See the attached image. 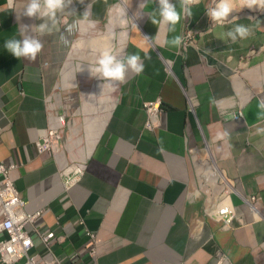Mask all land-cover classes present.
Here are the masks:
<instances>
[{
  "label": "crops",
  "instance_id": "0c3cea01",
  "mask_svg": "<svg viewBox=\"0 0 264 264\" xmlns=\"http://www.w3.org/2000/svg\"><path fill=\"white\" fill-rule=\"evenodd\" d=\"M26 2L0 0V160L15 164L8 175L25 211H41L26 224L29 253L61 264H264V133L257 132L264 120L255 115L264 98V12L234 10L229 20L238 19L221 28L207 15L215 0H200L176 32L155 37L148 12L158 2L123 0L130 21L123 54L138 53L144 71L119 84L76 172L54 149L35 148L58 115L50 96L60 74L70 80L61 19L87 8L93 23L104 10L107 19L114 0H73L43 37L35 26L44 20L23 15ZM234 23L255 26L253 36L235 44L218 38ZM21 25L44 43L35 61L3 47ZM175 35L183 37L179 49L163 45ZM145 103L157 104L147 112ZM222 198L234 214L229 227L211 214ZM44 231L53 234L48 250L36 233Z\"/></svg>",
  "mask_w": 264,
  "mask_h": 264
},
{
  "label": "clouds",
  "instance_id": "9594fccd",
  "mask_svg": "<svg viewBox=\"0 0 264 264\" xmlns=\"http://www.w3.org/2000/svg\"><path fill=\"white\" fill-rule=\"evenodd\" d=\"M81 2H83V0H81ZM154 2H158V7L148 12V16L153 24L158 25V33L155 36L157 37L161 29H163L166 33L176 32V25L180 23L182 15L184 17L191 16L192 7L194 5H198L200 0H178L179 9L177 8V5L172 2V0H143L142 3L148 5ZM72 3L73 0H27L23 8V15L28 18L44 20L43 23L35 26L36 31L41 37H43L53 33L54 30H57L59 18L64 15L65 9H67ZM245 7L253 11L258 10L264 12V0H215L214 6L207 9V15L214 24L223 28L226 22L232 23L234 20L236 21L238 19L237 17L233 16V18L229 20V15L234 10H240ZM58 14L61 15L58 17ZM88 18L89 8H87L82 15H77V18L73 19L71 22L64 21L63 25L65 26V32L67 35H65L64 32H60L59 30L60 43L64 46H69L72 43L71 39H69V36L72 37L74 32L81 30L82 24L85 21H87L90 26H94L93 22ZM249 19H251V17H249ZM27 28V25H21L19 30V38L12 37L6 39L4 41L3 47L17 59L25 58L29 61H35L37 56L43 50L44 43L42 39L37 38L36 35L28 34ZM254 28L255 26L253 25L234 23L233 27L227 31H222L218 38L223 39L225 42L230 40L233 44H235L239 40H246L250 36H253ZM145 38H147L149 42H153V39L150 40L148 37ZM182 44L183 37L181 35H175L171 39L165 38L163 40L164 46H170L177 49H179ZM144 57L146 59H151L147 52H145ZM144 67L145 65L143 60L138 53L124 55L122 52L104 49L100 52L94 65H88L87 71L90 77L104 81L102 85L103 87L105 82L108 84H114L117 82L123 83L129 73L140 74L144 71ZM79 71H83V69L80 67ZM210 102L213 104L217 103L214 98H212ZM156 104L157 103H154L155 107ZM256 108V118L258 120H264V98H261L258 101ZM56 117H58V115ZM61 125L62 123L58 126H54L52 122L51 127L56 128L58 131ZM257 132L264 133V128H258ZM228 135V131L225 130L222 133H217L216 139H224ZM54 144L55 140L53 141V145L50 149H54ZM252 201L253 200L251 197H249L248 202L251 203ZM222 203L228 204L229 207L231 204L228 198H222L218 203L213 205V209L215 210L211 214L216 220L221 221L223 226L229 227L230 221L234 217V214L227 224H224L222 220L217 219L216 217V214ZM230 209L232 208L230 207Z\"/></svg>",
  "mask_w": 264,
  "mask_h": 264
},
{
  "label": "rangeland",
  "instance_id": "374dc122",
  "mask_svg": "<svg viewBox=\"0 0 264 264\" xmlns=\"http://www.w3.org/2000/svg\"><path fill=\"white\" fill-rule=\"evenodd\" d=\"M117 2L118 0H114L111 6ZM119 15H122L120 8L115 9L114 15L109 14L106 19L104 10L102 17L95 19L94 26L86 27L88 29L86 34L76 31L72 37L69 36L72 43L67 46V56L62 66L65 67L64 76L67 75L70 80H65L60 74L57 85L52 91L53 94L50 96V105L54 112L58 113V117H61L60 120L55 117L53 124L58 126L62 123L57 131L58 138L55 139L54 152L56 156L59 153L69 168H77L81 165L88 148L91 149L97 140L99 136L97 132L103 127L106 115L109 112L111 114L114 108L113 106L111 109V106L113 102L115 104L120 83L112 85L105 82V87H102L104 81L90 77L87 68L88 65H94L101 49H104L103 45L96 42H103L101 40L106 36L108 27H113L116 35L121 30L125 33L126 38L123 43L119 45L116 38V45L112 49L123 54L122 48L126 44L130 21L127 18L126 24L119 27L118 18H115ZM125 16L127 17V14ZM64 20V18L61 19L63 23ZM80 67L83 71H79ZM108 86L113 88L109 99L105 93Z\"/></svg>",
  "mask_w": 264,
  "mask_h": 264
},
{
  "label": "built area",
  "instance_id": "2783aa9c",
  "mask_svg": "<svg viewBox=\"0 0 264 264\" xmlns=\"http://www.w3.org/2000/svg\"><path fill=\"white\" fill-rule=\"evenodd\" d=\"M146 110H150L152 103H145ZM146 125L150 126L149 121ZM58 138L57 129L51 126L44 135L35 142L38 152L50 149L53 141ZM15 164H6L0 161V264H61L60 260L54 256L51 259L37 258L29 253V248L33 246L30 233L26 229L27 223H33L40 215L41 211L26 212L25 201L18 196L13 182L9 178V171ZM252 200L255 195L250 196ZM233 213L228 204L222 203L216 214L217 219L227 224ZM42 245L48 250L53 234L50 231L36 232ZM59 239V238H58Z\"/></svg>",
  "mask_w": 264,
  "mask_h": 264
},
{
  "label": "bare ground",
  "instance_id": "6f19581e",
  "mask_svg": "<svg viewBox=\"0 0 264 264\" xmlns=\"http://www.w3.org/2000/svg\"><path fill=\"white\" fill-rule=\"evenodd\" d=\"M119 8L121 9V14L124 15V16H119V18H118L119 27H121V26L126 24L127 17L125 15L128 14V10H127L126 6L123 4V0H118V2L114 5V9H112V10L115 11V9H119ZM116 38L118 39V44L121 45L123 43V40H125V38H126L125 33L121 30V31H119L118 35H116V33L113 31V27H108V30L106 32V36L101 40L103 42L100 43L97 41L96 44L103 45L104 49H111L112 50L113 47L116 45ZM123 48H122V50H123ZM104 49H101V50H104ZM99 85L101 86V83ZM104 87H105V85H104ZM111 89H112L111 86H108L105 89V93H108V91ZM65 169H67V167ZM68 169H70V168H68ZM72 169H74V168H72ZM75 170L76 171L80 170V166L75 168Z\"/></svg>",
  "mask_w": 264,
  "mask_h": 264
}]
</instances>
